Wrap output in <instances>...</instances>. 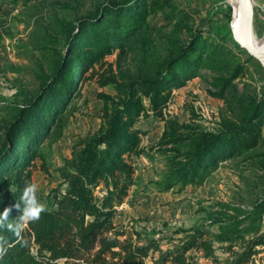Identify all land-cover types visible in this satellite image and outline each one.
Returning <instances> with one entry per match:
<instances>
[{
    "label": "rangeland",
    "instance_id": "1",
    "mask_svg": "<svg viewBox=\"0 0 264 264\" xmlns=\"http://www.w3.org/2000/svg\"><path fill=\"white\" fill-rule=\"evenodd\" d=\"M124 1L38 0L22 5L0 0V124L7 125L8 113L39 92L41 80L51 74L48 64L53 65L64 53L65 41L78 21L95 16L96 8L103 4ZM233 1L145 0L144 25L131 46L121 56L113 47L82 67L68 99L74 104L62 133L42 141L28 167L30 183L37 186V197L45 208L51 206L52 190L63 188L57 169L70 156L79 136L99 128L105 100L116 98L117 87L126 81L139 84L160 77L169 60L195 35H201L195 50L187 54L192 62L184 68L196 63L195 74L178 76L159 116L140 112L134 123L141 152L125 155L137 167L136 181L117 207L120 214L115 220L138 231L141 240L157 239L164 250L192 225L206 223L210 231L218 232L226 224H211V219L227 215L250 212L253 225L260 223L264 231V210L257 219L251 209L264 195V114L251 125L246 121L264 97V67L233 47L229 34ZM253 11L252 31L259 39L264 35V0H253ZM108 17L103 16L99 23ZM143 102L148 104L147 99ZM202 130L231 132L233 139L224 146H232L233 152L216 159L198 180L157 191L155 181L169 169L164 164L166 156L173 155L170 151L175 147L185 148ZM4 142L0 131V149ZM95 191L104 193L103 184ZM215 246L216 255L223 260L227 254L219 250V244ZM257 249L246 264H264V246ZM187 255L192 264H215L194 250Z\"/></svg>",
    "mask_w": 264,
    "mask_h": 264
},
{
    "label": "trees",
    "instance_id": "2",
    "mask_svg": "<svg viewBox=\"0 0 264 264\" xmlns=\"http://www.w3.org/2000/svg\"><path fill=\"white\" fill-rule=\"evenodd\" d=\"M13 1L27 5L38 0ZM143 7L145 0L103 4L96 8L95 16L78 21L65 41L64 53L57 56L53 65L48 64L51 74L43 77L39 92L8 113L7 125L0 124L5 138L0 149V212L5 207L11 209L8 220L0 227V264H192L187 255L191 250L211 258L215 264H246L258 252L257 248L264 246V231L260 223L253 225L250 212L212 218L211 224H226L218 232L210 231L206 223L192 225L165 250L157 239L141 240L138 231L115 220L119 215L117 207L136 181L137 167L125 155L141 152L137 150L139 138L134 123L140 112L147 117L159 116L178 76L195 74L196 63L184 68L192 62L187 54L195 50L201 35H195L182 47L157 79L139 84L126 81L117 87V97L103 104L99 128L79 136L70 156L57 169L63 188L52 190L51 206L35 222L19 220L20 211L14 205L30 183L28 167L38 154L40 143L62 133L74 104L68 99L78 73L113 47L118 48L121 56L131 46V40L144 25ZM106 15H110L107 21L99 23ZM231 41L233 47L246 53L233 37ZM80 44L81 49L73 54ZM145 99L148 104L143 102ZM263 114L264 97L247 116V124ZM232 139L231 132L202 130L185 148L175 147L170 151L174 154L167 155L164 161L169 169L155 181V188L164 191L198 180L216 159L233 152L232 146H224ZM100 183L105 191L98 195L95 189ZM251 209L260 219L264 195ZM216 244L227 254L223 260L216 255Z\"/></svg>",
    "mask_w": 264,
    "mask_h": 264
},
{
    "label": "water",
    "instance_id": "3",
    "mask_svg": "<svg viewBox=\"0 0 264 264\" xmlns=\"http://www.w3.org/2000/svg\"><path fill=\"white\" fill-rule=\"evenodd\" d=\"M253 0H238V9L232 18L230 30L234 41L251 57L264 59V48L252 43V24L254 19Z\"/></svg>",
    "mask_w": 264,
    "mask_h": 264
},
{
    "label": "clouds",
    "instance_id": "4",
    "mask_svg": "<svg viewBox=\"0 0 264 264\" xmlns=\"http://www.w3.org/2000/svg\"><path fill=\"white\" fill-rule=\"evenodd\" d=\"M20 211L19 220L35 222L40 219L41 213L45 211V205L41 203L37 197V186L28 183L23 188L20 200L14 205ZM10 208L5 207L0 212V227L4 226V222L8 220ZM9 228H13L12 224H8ZM18 230V227L15 229Z\"/></svg>",
    "mask_w": 264,
    "mask_h": 264
},
{
    "label": "bare ground",
    "instance_id": "5",
    "mask_svg": "<svg viewBox=\"0 0 264 264\" xmlns=\"http://www.w3.org/2000/svg\"><path fill=\"white\" fill-rule=\"evenodd\" d=\"M232 5V11H233V17L235 16L237 9H238V0H234ZM251 36H252V43L254 45H257L259 43L260 47L264 48V35L258 39V37H256L255 33L252 31L251 32ZM259 62L263 65L264 67V59L259 60Z\"/></svg>",
    "mask_w": 264,
    "mask_h": 264
},
{
    "label": "crops",
    "instance_id": "6",
    "mask_svg": "<svg viewBox=\"0 0 264 264\" xmlns=\"http://www.w3.org/2000/svg\"><path fill=\"white\" fill-rule=\"evenodd\" d=\"M120 210V209H119ZM118 214H120V211H118Z\"/></svg>",
    "mask_w": 264,
    "mask_h": 264
}]
</instances>
